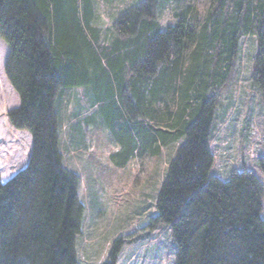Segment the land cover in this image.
<instances>
[{
  "label": "trees",
  "instance_id": "obj_1",
  "mask_svg": "<svg viewBox=\"0 0 264 264\" xmlns=\"http://www.w3.org/2000/svg\"><path fill=\"white\" fill-rule=\"evenodd\" d=\"M169 1L131 5L109 39L92 0H0L5 72L20 98L8 117L33 140L28 165L0 174V264H79L86 205L64 165L59 98L82 85L121 145L119 166L180 140L152 217L171 227L174 264H264V181L248 167L211 172L212 123L242 36L258 38L251 77L264 95V0L189 1L163 29L155 11ZM257 165L264 174V156ZM123 245L118 236L107 260L87 264H117Z\"/></svg>",
  "mask_w": 264,
  "mask_h": 264
},
{
  "label": "rangeland",
  "instance_id": "obj_2",
  "mask_svg": "<svg viewBox=\"0 0 264 264\" xmlns=\"http://www.w3.org/2000/svg\"><path fill=\"white\" fill-rule=\"evenodd\" d=\"M142 0H92L93 24L101 37L114 34L115 20ZM194 1L206 9L209 0H170L160 4L155 19L165 29L175 12ZM258 38L242 36L235 64L220 91L212 123L211 148L215 155L212 174L228 179L234 169H254L264 181L258 158L264 156V95L251 73ZM9 47L0 38V174L6 182L29 163L33 140L29 131L13 127L8 112L19 105V95L10 84L5 63ZM87 88V89H86ZM91 87H64L59 98L60 148L64 165L80 176L79 194L86 211L76 239L79 264L102 263L113 242L124 239L117 264H174L176 248L171 227L152 225L155 204L171 158L180 140L163 144L160 152L133 155L119 166L113 155L121 145L102 118L99 104L93 106ZM94 113V114H93ZM95 117L94 121H91ZM140 118L138 117L137 120ZM147 120V119H146ZM62 141V142H61ZM264 218V199L263 212Z\"/></svg>",
  "mask_w": 264,
  "mask_h": 264
},
{
  "label": "crops",
  "instance_id": "obj_3",
  "mask_svg": "<svg viewBox=\"0 0 264 264\" xmlns=\"http://www.w3.org/2000/svg\"><path fill=\"white\" fill-rule=\"evenodd\" d=\"M19 103H20V99H19Z\"/></svg>",
  "mask_w": 264,
  "mask_h": 264
}]
</instances>
